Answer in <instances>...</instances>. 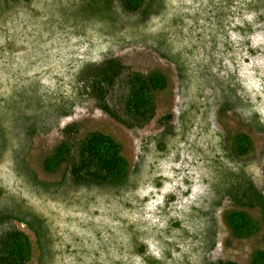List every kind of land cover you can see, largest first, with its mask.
<instances>
[{
  "label": "rangeland",
  "instance_id": "1",
  "mask_svg": "<svg viewBox=\"0 0 264 264\" xmlns=\"http://www.w3.org/2000/svg\"><path fill=\"white\" fill-rule=\"evenodd\" d=\"M64 1L30 0L13 5L0 16V112L8 124V144L0 154V185L20 194L61 239L53 244L51 264H145L131 256L133 249L127 248L129 237L139 234L148 255L160 260L165 258L164 251L168 252L170 260L166 264L185 259L189 264H203L206 259L247 263L251 254L264 246L260 235L245 240L231 238L222 216L234 205L224 199L211 211L210 219L193 208L208 210L211 184L223 168L232 167L221 158L220 134L238 132L250 137L253 150L236 168L242 169L257 189L264 190V30L246 10L249 0H165L162 12L143 26H137V16L123 17L122 27H115L107 36L100 34L101 27L96 23L80 24L74 29L64 24L57 13L58 3ZM260 2L264 6V0ZM160 32L165 33L164 43H156L155 36ZM164 48L177 52L183 60V83L174 65L162 56ZM106 58H115L132 72L159 71L164 75L166 88L153 96L154 116L144 125L127 128L98 110L83 93L76 97L79 87L74 79L80 67ZM230 76L237 83L230 101L248 104L251 111L238 106L224 111V101L230 98L225 97L220 84ZM34 84L45 104L59 95L75 101L71 112L56 121L36 117L20 106L37 127L33 137L28 138L25 129L10 128L9 108L17 101L13 96L20 89ZM198 89L202 108L186 140L169 146L166 155L157 159L154 138L166 129L159 118L170 115L171 130L176 134L180 116ZM121 91L118 80L107 92L105 103L124 118ZM251 112L255 113L254 119ZM70 125L75 127L77 138L96 131L118 143L122 157L133 168L122 188L70 190L68 194L79 205L68 206L26 185L20 163L39 181L51 184L59 180V173H43L41 163L62 140V128ZM152 171L160 177L158 187L151 181ZM87 197L94 199L95 206L89 204L85 210ZM8 205L7 200H1V209ZM249 214L259 217L256 210ZM210 226L213 246L207 251L204 231ZM12 227L33 241L23 226L13 222ZM70 237L76 241L77 257L64 254ZM36 258L33 250L27 264H35ZM92 258L96 263L91 262Z\"/></svg>",
  "mask_w": 264,
  "mask_h": 264
},
{
  "label": "trees",
  "instance_id": "2",
  "mask_svg": "<svg viewBox=\"0 0 264 264\" xmlns=\"http://www.w3.org/2000/svg\"><path fill=\"white\" fill-rule=\"evenodd\" d=\"M29 1L0 0V16L10 10L13 5L28 3ZM164 2L165 0H75L68 3L65 0L63 3H58L57 13L63 19V23L73 29L80 24L96 23L101 27L100 34L104 33L103 35L107 36L115 27L119 29L122 27L123 17L137 16L140 21L137 26H143L150 17L157 16L162 12ZM261 5L260 0H249L246 2V10L253 13L255 24H259L264 30V6ZM178 18L175 17L174 19ZM156 35V43H164L165 33L160 32ZM141 39L145 40L144 38ZM162 46L159 45V47ZM168 49L162 50V52L166 51L162 56L174 65L177 77L183 83V77L186 73L184 62L177 52L172 53ZM74 80L79 87L78 91H75L76 97H81L80 94L83 93V96L88 97L98 110L114 122L127 128L140 127L153 118V96L166 88V79L159 71H151L145 74L132 72L123 67L115 58H106L96 64H83L76 73ZM118 80L122 85L120 110L124 118H121L114 109L105 103L107 92ZM220 86L226 91L224 92L226 93L225 97L230 98L224 101V111L237 106L243 110L251 111V106L248 104H241L237 100L230 101L234 97L237 87L236 81L231 76ZM200 93L201 90L198 89L196 94H193L195 98H190L186 104V109L180 116V129L176 134H173L171 130L170 115L166 114L159 118L162 126L166 129L154 138L153 150L157 159L166 155L169 146L171 147L175 143H183L186 140L190 126L202 108L200 107V100H198ZM13 97L14 99L17 98V101L15 100L10 104L9 111L12 117H10V128L14 130L19 128L23 131L25 129L28 138L33 137L37 132V127L34 122L27 119L28 116L21 111L20 106L23 105L26 110H31L36 117L41 115L45 117L44 120L51 118L56 121L71 112L75 101L74 99L62 98L59 95L53 99V102L46 101L45 104L35 84L20 89L19 94ZM251 114L252 119H254L255 113L251 112ZM6 120V116L0 112V154L8 144ZM61 133L62 140L44 157L41 163L43 173L47 175L60 174L57 182L48 184L39 181L36 175L25 165L20 163L18 166L26 185L34 192L46 198L56 199L68 206H78L79 203L68 194L70 190L76 191L79 188L117 190L127 183L133 168L130 169L127 161L121 155L120 146L111 136L93 131L77 138L73 125L62 128ZM217 137L221 158L231 164L232 167L223 168L220 176L211 184L212 198L208 210L203 212V208L199 207L193 208V211L202 212L204 217L210 219L211 211L218 208L221 202L227 199L234 205V208L225 212L222 220L231 238L245 240L260 235L264 246V190L257 189L245 172L236 168L238 162L252 152L251 139L247 134L238 132L230 135L220 134ZM213 159L216 162V155ZM151 181L156 187L160 184V177L155 171H152ZM87 199L83 205L85 210L89 204L95 206L93 198L87 197ZM1 200H7L9 205L5 209L0 208V264H27L31 260L33 250L37 252L35 264H51L53 244L61 241L57 236H54L56 233L51 225L44 217L33 211L29 207L30 204L28 205L20 194L8 192L2 185H0V202ZM253 210L259 214L258 219L249 214V211ZM13 222L23 226L31 234L33 241L23 231L13 228ZM212 228V226L207 227L204 231L207 235H204L203 243L204 249L207 251L213 246ZM139 237L142 238V235L139 234L128 239L127 248L133 249L130 252L131 256L140 258L145 264H166L165 261L170 260L166 251H164L165 258L160 260L148 255L147 248ZM69 240L70 242L64 245V254L68 257L74 255L77 257L76 241L73 237H70ZM91 262L96 263V260L92 258ZM202 263L238 264L229 261H209L208 259ZM171 264L176 263L172 262ZM178 264L189 263L185 259ZM245 264H264V249L255 250Z\"/></svg>",
  "mask_w": 264,
  "mask_h": 264
}]
</instances>
